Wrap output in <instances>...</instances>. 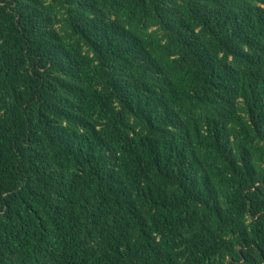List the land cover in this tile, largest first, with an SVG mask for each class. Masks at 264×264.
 Instances as JSON below:
<instances>
[{
  "label": "trees",
  "instance_id": "1",
  "mask_svg": "<svg viewBox=\"0 0 264 264\" xmlns=\"http://www.w3.org/2000/svg\"><path fill=\"white\" fill-rule=\"evenodd\" d=\"M0 264H264V0H0Z\"/></svg>",
  "mask_w": 264,
  "mask_h": 264
}]
</instances>
